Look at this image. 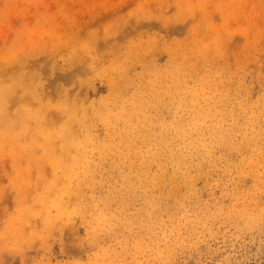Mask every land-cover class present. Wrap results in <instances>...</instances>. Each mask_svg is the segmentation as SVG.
Segmentation results:
<instances>
[{
	"label": "rangeland",
	"instance_id": "obj_1",
	"mask_svg": "<svg viewBox=\"0 0 264 264\" xmlns=\"http://www.w3.org/2000/svg\"><path fill=\"white\" fill-rule=\"evenodd\" d=\"M58 1L0 0V86H17L9 115L22 112L34 129L50 113L76 122L46 128L44 135L60 136L52 144L35 143L28 123L26 131L15 125L14 139L0 147V264H264V0H219L222 15L239 16L230 19L231 41L220 30L225 44L211 38L182 50L170 44L182 35L163 26H139L142 38L159 42L142 45L130 44L139 36L130 25L121 26L131 32L122 38L106 25L117 16L124 24L172 16L159 0L122 5L95 23L101 0H82L76 12L84 28H112L117 43L92 49L89 32L60 49L54 34L63 28L43 22ZM222 23L215 15L213 24ZM87 46L97 62L87 59ZM36 86L47 91L41 101L32 97ZM61 87L71 89L70 101Z\"/></svg>",
	"mask_w": 264,
	"mask_h": 264
},
{
	"label": "bare ground",
	"instance_id": "obj_2",
	"mask_svg": "<svg viewBox=\"0 0 264 264\" xmlns=\"http://www.w3.org/2000/svg\"><path fill=\"white\" fill-rule=\"evenodd\" d=\"M136 0H118V2H115L114 0H101L98 2V5L94 7V9H102L101 11H99L98 13L96 14H91V22H94L102 17H100V15H103V17H106L108 15H117V9L120 7V6H124L126 4H133L135 3ZM142 1V0H141ZM71 2V5L72 6H69L68 8L67 5L65 4L66 1L62 2L61 1H58L57 2V13H48L46 15L43 16V22H46V23H50L51 25H55L56 27H62V31L60 32V34L56 31V34H54L56 37V41H58V46L59 48L61 49L62 46H69V44H67L69 41H77L79 38L80 35H86L87 33L89 32H93V33H89V40H92V39H95V41H93V43H88L90 44L91 48L92 49H95V47H97V44H116V34H111L110 36V32L112 31V28H106L104 27L103 30H101L100 32L97 31H93V30H90L89 27L91 25H93L94 23L90 24V22L88 23V26H87V29L84 28V24L87 22H85L84 24L82 23V21L80 22V18L82 19L83 17H79L78 13L76 11H79L77 9L81 8V7H84V3L82 0H70ZM151 0H148L146 1L145 3L146 4H150ZM159 3V9L162 10V9H168L170 12L174 11L173 12V15L172 16H162L161 14L159 16H157L156 18H153V16L149 17L147 19V22L146 21V18L144 16V19H138L137 23H133V24H124L125 21L122 20V17L120 16H117V17H112V20L109 21L106 25H108L110 22H112L113 25L116 26L117 30H119L121 32V34H119V36L122 38V36H126L128 33H131V32H128L126 30H123V28H121V26L124 25V28L126 25H130L132 31L134 32H137L139 34H137L138 36V40L134 41L132 40L130 42V44H157L159 43L157 39L153 38V37H149L147 40H145L144 38H142L144 35V33L147 31H141L138 27L139 26H146L148 29L153 26V25H159L160 27H166V30L164 31H169L167 33H176V34H179L180 36L182 35V37H175L173 36L171 39H170V44H173L175 50H182L184 48V46H186L187 44H205V42H207L208 40H210L211 38L214 40V41H217L216 43L214 44H225L226 42L223 41V38H220L222 36V33L220 32V30H223V31H226L228 30V34H226V40L227 41H231L230 40V36H231V30L229 29V27L231 28V20L232 19L233 21H237L239 16L237 13H233V14H230L228 15L227 13H224V15H222V13L220 11H218V3H219V0H172V3L170 4L167 0H159L158 1ZM157 3V4H158ZM232 3V2H231ZM142 4V3H141ZM147 5V6H148ZM141 6V7H140ZM138 9H140L141 11L144 9L142 6L143 5H140ZM72 7V8H71ZM88 7V6H86ZM211 7H213V9H211ZM85 9V8H84ZM89 9V8H88ZM72 11L71 14H69L68 12L69 11ZM93 10V9H92ZM116 10V11H115ZM81 11V10H80ZM84 11V10H83ZM91 11V10H90ZM230 11V10H228ZM227 11V12H228ZM95 12V11H94ZM97 12V11H96ZM176 12V13H175ZM232 12V11H231ZM75 13V14H74ZM90 13V12H88ZM143 13V12H142ZM169 14V13H168ZM215 15H219V18L222 20V28L220 27H217L216 24L214 25L213 24V20L215 18ZM161 16V17H160ZM175 16V17H174ZM23 17L26 18V13L23 14ZM159 17V18H158ZM88 18V17H87ZM173 18V20H172ZM62 20V21H59ZM5 20H6V16H5ZM88 20V19H87ZM125 20V19H124ZM255 20V19H254ZM123 21V22H122ZM158 23L156 24L155 23ZM174 22V23H173ZM195 22V23H194ZM24 23V22H23ZM173 23V24H172ZM221 24V23H220ZM26 27H27V24L25 23ZM86 25V24H85ZM228 25V26H227ZM105 26V25H104ZM3 27L5 26H2V29ZM228 27V29H226ZM8 28V27H7ZM138 28V29H137ZM9 29V28H8ZM29 28H27L28 30ZM45 29V28H43ZM26 30V31H27ZM40 30V29H39ZM38 30V31H39ZM145 30V29H144ZM153 30V29H152ZM114 31V29H113ZM123 31V32H122ZM38 33V32H37ZM233 34V33H232ZM18 35V33H17ZM20 35V34H19ZM18 35V36H19ZM37 35V34H36ZM100 35V36H99ZM135 35V34H134ZM24 36V35H23ZM123 36V37H124ZM136 36V35H135ZM169 36V34L167 35ZM26 37V36H25ZM24 37V38H25ZM85 37V36H84ZM224 37V36H223ZM20 39V38H18ZM38 39V38H37ZM23 40V39H22ZM21 40V41H22ZM87 40V39H85ZM119 40V37L117 39V41ZM161 40V39H160ZM19 42V41H18ZM219 42V43H218ZM28 43V42H27ZM36 43V42H35ZM87 43V42H86ZM85 43V44H86ZM33 44V43H32ZM128 44V43H127ZM71 45V44H70ZM126 45V44H125ZM148 46V45H147ZM26 47V46H25ZM24 47V48H25ZM78 47V46H77ZM82 47V46H81ZM136 47V46H135ZM145 47V46H144ZM214 47V46H213ZM15 48V47H14ZM47 49V47H44ZM134 48V47H133ZM155 48V47H154ZM160 48V47H159ZM210 48H211V45H210ZM209 48V49H210ZM37 49V48H36ZM23 50V49H22ZM21 50V51H22ZM85 50V49H84ZM134 50V49H133ZM207 50V49H206ZM43 51V50H41ZM15 52V51H14ZM53 52V51H52ZM80 52V51H79ZM84 52V51H83ZM81 51V53H83ZM94 52V51H93ZM93 52L91 51L90 52V49H89V46H87L86 48V53L88 56L87 59L89 60L90 58V63H93L95 62L98 58L96 55H93ZM123 52V51H122ZM125 52V51H124ZM166 52V51H165ZM24 53H25V50H24ZM50 53V52H49ZM75 53V52H74ZM73 53V54H74ZM173 53V52H172ZM98 54V53H97ZM137 54V53H136ZM150 54V53H149ZM205 54V53H204ZM203 54V55H204ZM214 54V53H213ZM13 55V54H12ZM77 55V54H76ZM16 56V55H15ZM211 56V55H210ZM213 56V55H212ZM13 58H15L14 56H11ZM28 57V56H27ZM79 57V56H78ZM89 57V58H88ZM145 57V55H144ZM117 58V57H116ZM122 58V56H121ZM150 58V57H149ZM171 58V57H170ZM16 59V58H15ZM22 59V58H21ZM33 59V58H32ZM209 59V58H208ZM212 59H215V58H212ZM17 60V59H16ZM187 60V59H186ZM201 60V58H200ZM98 61V60H97ZM96 61V62H97ZM170 61V60H169ZM88 62V61H87ZM128 62V61H127ZM32 63V62H31ZM78 65L83 66V63H86V62H82L81 60L77 61L76 62ZM105 63V62H104ZM116 63V62H115ZM114 63V64H115ZM188 63V61H187ZM211 63V62H210ZM4 63H2V66L5 67V65H3ZM176 64V63H175ZM32 65V64H31ZM97 65V64H96ZM0 67L1 69L3 67ZM21 66V65H20ZM30 66V65H29ZM28 66V67H29ZM132 66V65H131ZM88 67V66H87ZM198 67V66H197ZM73 68V67H72ZM71 68V74H77V70L74 72V69ZM92 68V67H91ZM106 68V67H105ZM110 68V67H109ZM89 69V68H88ZM97 69V67H96ZM5 69H3V72H4ZM38 70V69H37ZM92 70V69H91ZM94 70V69H93ZM92 70V71H93ZM99 70V69H98ZM97 70V71H98ZM33 71V70H32ZM101 71V70H100ZM109 71V70H108ZM24 73V72H23ZM26 73V72H25ZM114 73V72H113ZM116 73V72H115ZM120 73V72H119ZM94 74V73H93ZM177 74H178V71H177ZM194 74V73H193ZM4 75V74H3ZM3 75H0V78L3 76ZM33 75V74H32ZM69 75V74H67ZM108 75V74H107ZM70 76V75H69ZM92 76V75H91ZM146 76V75H145ZM161 76V75H159ZM20 77V76H19ZM28 77V75H27ZM109 77V76H108ZM117 77V76H116ZM24 78V77H23ZM35 78V77H33ZM164 78V76H163ZM175 78V77H174ZM3 79V78H2ZM17 79V78H16ZM88 79V78H87ZM120 79V78H119ZM124 79V78H123ZM159 79V78H158ZM28 80L29 81V77L25 79V81ZM31 80V79H30ZM34 80V79H33ZM109 80V79H108ZM118 80V79H117ZM125 80V79H124ZM172 80V79H171ZM180 80V79H179ZM178 80V81H179ZM1 81V80H0ZM115 81V79H114ZM123 81V80H122ZM157 81V80H156ZM163 81V80H162ZM17 82V80H16ZM35 82V81H33ZM172 82V81H171ZM3 83V82H2ZM1 83V84H2ZM30 83V82H29ZM38 83V82H37ZM111 83V86L109 85V89H111L113 87L114 89V83L112 81H110ZM159 83V82H158ZM203 83V82H201ZM19 84V83H18ZM94 84V83H93ZM122 84V83H121ZM128 84V82H127ZM172 84V83H171ZM192 84V83H191ZM3 85V84H2ZM14 85V84H13ZM42 85V84H41ZM119 85V84H118ZM158 85V84H157ZM5 86V85H4ZM2 87L0 86V147L4 146V144L6 143V138H9V139H14V137L12 136L13 134L11 133V130L12 128L17 125V126H20L22 127V130L25 129V131L27 130V123L29 124V126L31 128L34 129V127H32V124H31V121L29 120H26V118L24 117L23 113L20 112L19 114V111L17 110V115L16 117H11L9 115V111H8V107L10 106L12 100H13V94H14V91H15V88L17 86H11V87ZM22 87V85H20ZM65 86V85H64ZM132 86V84H131ZM202 86V84H201ZM34 87V85H33ZM118 87V86H117ZM146 87V86H145ZM166 87V86H165ZM172 87V86H171ZM197 87V86H196ZM148 89V88H147ZM195 89V88H194ZM21 90V89H19ZM128 90V89H127ZM143 90V89H142ZM172 90V89H171ZM179 90V89H177ZM201 90V89H200ZM199 90V91H200ZM204 90V89H203ZM118 91V90H117ZM164 91V90H163ZM173 91V90H172ZM137 92V91H136ZM160 92V91H159ZM162 92V91H161ZM176 92V91H175ZM26 93V92H25ZM163 93V92H162ZM180 93V92H179ZM205 93V92H204ZM31 94H32V97L34 99H37V100H42L46 95H47V91L46 89H40L38 86H36L35 88H32L31 90ZM59 96L61 98H63V100L65 102H68L71 100V89H68L66 87H61V89L59 90L58 92ZM74 95V94H73ZM108 95V94H107ZM121 95V94H120ZM129 95V94H128ZM181 95V94H179ZM185 95V94H184ZM190 95V94H189ZM200 95V94H199ZM29 96V95H28ZM126 96V94H125ZM134 96V95H133ZM198 96V95H197ZM119 97V96H118ZM143 97V96H142ZM166 97V96H165ZM169 97V96H168ZM135 98V97H134ZM189 98V97H188ZM121 99V98H120ZM48 100V99H47ZM133 100V98L131 99ZM200 100V99H199ZM181 101V100H180ZM60 102V101H59ZM62 102V101H61ZM85 102V101H84ZM201 102V101H200ZM51 103V102H50ZM87 103V102H86ZM147 103V102H146ZM67 104V103H66ZM104 104V103H103ZM207 104V103H205ZM37 105V104H36ZM53 105V104H52ZM65 105V104H64ZM120 105V104H119ZM47 105L44 104V106H40V107H46ZM49 106V105H48ZM83 105H81L82 107ZM87 106V105H86ZM102 106V105H101ZM197 106V105H196ZM24 107V105H23ZM30 107V106H29ZM104 107V106H103ZM148 107V105H147ZM161 107V106H160ZM31 108V107H30ZM35 108V107H34ZM50 108V107H49ZM56 108V107H55ZM89 108V107H88ZM120 108V107H119ZM193 108V107H192ZM48 109V108H47ZM64 109L66 110V112L70 109L71 107L69 106H65ZM83 109V108H82ZM101 109V108H100ZM105 109V108H104ZM106 109H107V106H106ZM150 109V108H149ZM191 109V108H190ZM25 110V109H24ZM31 110V109H29ZM98 110V109H97ZM140 110V109H139ZM164 110V109H163ZM157 111V110H156ZM31 112V111H30ZM73 112V111H72ZM97 112V111H96ZM99 112V110H98ZM131 112V110H130ZM158 112V111H157ZM162 112V111H161ZM42 113V112H41ZM92 113V112H91ZM103 113V112H102ZM134 113V112H133ZM136 113V112H135ZM68 114V113H67ZM131 114V113H130ZM161 114V113H160ZM38 115V114H37ZM65 115V114H64ZM75 115V114H74ZM73 115V116H74ZM81 115V114H80ZM117 115V114H116ZM50 119H48L47 121H36L35 123V132L34 133H26V135H31L33 138H34V142L35 143H46V144H52L56 141V139H59L60 136L58 134H45L46 133L45 129L46 128H51L52 124H54V127L55 126H58V125H71L73 122H75L74 118H66L64 119L63 116H61V114H58V113H50ZM86 116V115H85ZM95 116V114H94ZM102 116V115H101ZM128 116V115H127ZM131 116V115H130ZM33 117V116H32ZM79 117V116H78ZM83 117V116H82ZM103 117V116H102ZM110 117V116H109ZM125 117V116H124ZM129 117V116H128ZM41 118V116H40ZM38 118V119H40ZM77 118V117H75ZM80 118V117H79ZM84 118V117H83ZM100 118V117H99ZM135 118V117H134ZM145 118V117H144ZM86 119V118H85ZM84 119V120H85ZM96 119V118H95ZM110 119V118H109ZM112 119V118H111ZM115 119V118H114ZM119 119V118H118ZM128 119V118H127ZM50 120V121H49ZM148 120V119H147ZM78 121V120H77ZM116 121V120H115ZM145 121V120H144ZM58 122V125H55V123ZM80 122V121H79ZM114 122V120H113ZM149 122V121H148ZM180 122V121H179ZM76 123V122H75ZM107 123V122H106ZM51 124V125H50ZM132 124V123H131ZM137 124V123H136ZM134 126V125H132ZM69 128V127H68ZM67 128V129H68ZM77 128V127H76ZM93 128V127H92ZM91 128V129H92ZM95 128V127H94ZM138 128V127H137ZM32 129V130H33ZM53 129V128H52ZM58 129V128H57ZM65 129V128H64ZM63 129V130H64ZM90 129V131H91ZM125 129V128H124ZM15 130V129H14ZM29 130V129H28ZM37 130V131H36ZM78 130V129H77ZM97 130V129H95ZM136 130V129H135ZM17 131V130H16ZM58 131V130H57ZM69 131V129H68ZM94 131V130H93ZM19 132V131H18ZM21 132V131H20ZM19 132V133H20ZM99 132V131H98ZM14 133H17V132H14ZM18 133V134H19ZM49 133V132H48ZM52 133V132H51ZM94 133V132H93ZM124 133H126L124 131ZM180 133V132H179ZM12 134V135H11ZM21 134H25V132H22ZM136 134V132H135ZM124 135V134H123ZM121 135V136H123ZM182 135V134H181ZM15 136V135H14ZM17 136V135H16ZM20 136V135H19ZM30 136V137H31ZM68 136H69V132H68ZM75 136V135H74ZM81 136V135H80ZM83 136V135H82ZM95 136V135H94ZM125 136V135H124ZM225 136V135H224ZM31 137V138H32ZM97 137V136H96ZM17 138V137H16ZM19 138V137H18ZM134 138V136H133ZM157 138V137H156ZM30 139V138H29ZM62 139V138H61ZM127 139V138H126ZM131 139V138H130ZM16 140V139H15ZM134 140V139H133ZM17 141V140H16ZM250 141V140H249ZM83 142V141H82ZM134 144L135 142L132 141ZM203 142V141H202ZM14 142L11 141L10 144H13ZM16 143V142H15ZM31 143V142H30ZM90 143V142H89ZM26 144V143H25ZM41 144V143H40ZM39 144V145H40ZM57 144V143H56ZM194 144V143H193ZM23 145V148H24V144H21ZM31 145V144H30ZM29 145V147H30ZM45 145V144H44ZM55 145V144H54ZM161 145V143H160ZM51 146V145H49ZM86 146V144H85ZM90 146V145H89ZM191 146V145H190ZM28 147V146H27ZM41 147V146H40ZM48 147V146H47ZM54 147V146H53ZM56 147V146H55ZM87 147V146H86ZM94 147V145L92 146ZM96 147V146H95ZM101 147H104V146H101ZM188 147V145H187ZM22 148V149H23ZM37 149V148H36ZM53 149V148H52ZM20 150V149H19ZM66 150V149H65ZM74 150V149H73ZM85 150V149H84ZM108 150V148H107ZM130 150V149H129ZM21 151V150H20ZM33 151V149H32ZM47 151V150H46ZM52 151V150H51ZM70 151V150H69ZM82 152H84L82 150ZM178 152V151H177ZM22 153V152H21ZM66 153H67V150H66ZM69 153V152H68ZM85 153V152H84ZM128 153V152H127ZM126 153V154H127ZM65 154V153H64ZM87 154V153H86ZM85 154V155H86ZM70 155V153H69ZM103 155V154H102ZM180 155V154H179ZM177 155V156H179ZM39 156V155H38ZM43 156V155H42ZM46 156V155H45ZM54 157V154L52 155ZM56 156V155H55ZM65 156V155H64ZM76 156V155H75ZM49 157V156H48ZM170 157V156H169ZM31 158V157H30ZM34 158V156H33ZM50 158V157H49ZM62 158V156H61ZM171 158V157H170ZM169 158V159H170ZM189 158V157H188ZM195 158V157H194ZM48 159V158H47ZM63 159V158H62ZM132 159V157H131ZM34 160V159H33ZM73 160V159H72ZM177 160H178V157H177ZM45 161V160H44ZM57 161V160H56ZM59 161V160H58ZM62 161V160H61ZM68 161V160H67ZM70 161V160H69ZM76 161V160H75ZM84 161V160H83ZM134 161V160H133ZM90 162V161H89ZM166 162V161H165ZM170 162V161H169ZM39 163H40V160H39ZM52 163V162H51ZM57 164V162H55ZM85 163V161H84ZM160 163V162H159ZM202 163V162H201ZM54 164V163H53ZM61 164V163H60ZM93 164V163H92ZM178 164V163H177ZM42 165V164H41ZM40 165V166H41ZM73 165V164H72ZM79 165V164H78ZM83 165V164H82ZM160 165V164H159ZM198 165V164H197ZM55 166V164H54ZM67 166V165H66ZM74 166V165H73ZM147 166V165H146ZM38 167V166H37ZM45 167V166H44ZM55 167H58V168H61L60 166H55ZM72 167V166H71ZM92 167V165H91ZM181 167V166H180ZM30 167H28L29 169ZM64 168V167H63ZM90 168V167H89ZM94 168V167H93ZM160 168V167H159ZM163 168V166L161 167ZM70 169V168H69ZM101 169V168H100ZM104 169V168H103ZM146 169V168H145ZM150 169V168H149ZM41 170V168H40ZM31 171V170H30ZM66 171V170H65ZM87 171V169H86ZM119 171V170H118ZM187 171V169H186ZM185 171V172H186ZM58 172H59V169H58ZM183 172V171H182ZM181 172V173H182ZM74 173V172H73ZM80 173V172H79ZM57 174V173H56ZM78 174V173H77ZM65 175V173H64ZM27 176V175H26ZM183 176H184V173H183ZM62 177V176H61ZM63 178V177H62ZM55 179V178H54ZM89 179V178H88ZM158 179V178H157ZM44 180V179H43ZM55 181V180H54ZM59 181V179H58ZM179 181V180H178ZM28 182V181H27ZM52 182V180H51ZM79 183V182H78ZM91 183V182H89ZM180 183V182H179ZM39 184V183H38ZM181 184H183L181 182ZM52 185V184H51ZM58 185V184H57ZM166 185V184H165ZM28 186V185H27ZM115 186V185H113ZM164 186V185H163ZM171 186V185H170ZM178 186V184H177ZM181 186V185H180ZM188 187V186H187ZM54 188H57V187H54ZM62 188V187H61ZM83 188V187H82ZM116 188V186H115ZM30 189V188H29ZM58 189V188H57ZM54 190V189H52ZM82 191V189H80ZM86 190V189H85ZM84 190V191H85ZM170 190V189H169ZM172 190V189H171ZM21 191V190H19ZM77 191V189H76ZM155 191V190H154ZM153 191V192H154ZM26 192V191H24ZM75 192V190H74ZM118 192V191H117ZM149 192V191H148ZM27 193V192H26ZM47 193V192H46ZM50 193V191H49ZM76 194H78L77 192H75ZM21 194V192H20ZM64 194V193H63ZM72 194V193H71ZM81 194V193H80ZM79 194V195H80ZM49 195V194H48ZM53 195V194H52ZM70 195V194H69ZM73 195V194H72ZM25 196V195H24ZM24 196H23V199H24ZM76 196V195H75ZM175 196V195H174ZM20 197H22L20 195ZM73 197V196H72ZM78 197V196H77ZM86 197V196H84ZM83 197V198H84ZM87 198V197H86ZM85 198V199H86ZM20 199V198H19ZM22 199V200H23ZM53 199V198H51ZM71 199V198H70ZM77 199V198H76ZM51 201V200H50ZM83 201V200H82ZM91 201V200H90ZM48 202V201H47ZM66 202V201H65ZM42 203V202H41ZM40 203V204H41ZM57 203V202H56ZM87 203V202H86ZM81 204V202H80ZM27 205V204H26ZM37 205V204H35ZM33 205V206H35ZM83 205V204H82ZM110 205V204H108ZM87 206V204H86ZM92 206V205H91ZM23 207V206H22ZM28 207V206H27ZM36 207V206H35ZM34 207V208H35ZM56 209L58 211V214L60 212H62L63 210V204L62 203H59L57 204L56 206ZM32 208V207H31ZM31 208H28V210H30ZM39 208V207H38ZM81 208V207H80ZM36 210V208H35ZM34 210V211H35ZM92 210V209H91ZM111 210V209H110ZM93 211V210H92ZM25 213V212H24ZM63 213V212H62ZM67 213V212H66ZM89 213V212H88ZM32 214V213H31ZM38 214V213H37ZM73 214V213H72ZM84 214V213H83ZM116 214V213H115ZM238 214V212H237ZM244 214V213H243ZM29 215V214H28ZM69 215V214H68ZM82 215V214H81ZM85 215V214H84ZM109 215V214H108ZM242 215V214H241ZM20 216V215H19ZM59 216V215H58ZM58 216L57 217H54V216H47V222L49 223H56L58 221ZM72 216V215H71ZM93 216V215H92ZM238 216V215H237ZM69 217V216H68ZM94 217V216H93ZM241 217V216H240ZM97 218V217H96ZM110 218V217H109ZM113 218V217H112ZM111 218V219H112ZM139 218V217H138ZM137 218V219H138ZM238 218V217H237ZM236 218V221L239 219ZM248 218V217H247ZM92 219V218H91ZM103 219V218H102ZM114 219V218H113ZM106 220V219H105ZM110 220V219H109ZM46 221V220H45ZM97 221V220H96ZM127 221H129L127 219ZM131 221V220H130ZM244 222V218L242 220ZM241 221V222H242ZM247 221V220H246ZM252 221V220H251ZM108 222V221H107ZM116 222V220H115ZM119 222V221H118ZM132 222V221H131ZM238 222V221H237ZM97 223V222H96ZM113 223V222H112ZM111 223V224H112ZM239 223V222H238ZM246 223V222H245ZM46 225V224H45ZM95 225V224H94ZM49 226V224H48ZM109 226V225H108ZM101 228V227H100ZM110 228V227H109ZM97 229V228H96ZM102 229V228H101ZM104 229V228H103ZM107 230V229H106ZM103 231V230H102ZM97 259V258H96Z\"/></svg>",
	"mask_w": 264,
	"mask_h": 264
}]
</instances>
